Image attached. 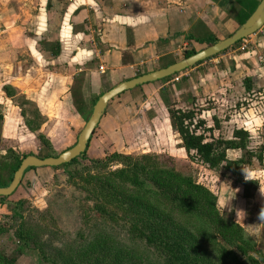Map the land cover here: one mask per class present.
<instances>
[{"label":"crops","instance_id":"obj_1","mask_svg":"<svg viewBox=\"0 0 264 264\" xmlns=\"http://www.w3.org/2000/svg\"><path fill=\"white\" fill-rule=\"evenodd\" d=\"M234 8L231 0H0L2 119L14 115L9 102L21 95L43 119L34 131L24 125L22 137L61 133L76 139L94 96L177 61L185 45L204 44L194 39L225 38L238 26ZM251 43L227 58L263 82L264 62L257 58L264 56V33ZM186 70L177 80L146 82L110 99L87 148L129 153L136 143L150 147L172 134L165 106L188 86Z\"/></svg>","mask_w":264,"mask_h":264},{"label":"trees","instance_id":"obj_2","mask_svg":"<svg viewBox=\"0 0 264 264\" xmlns=\"http://www.w3.org/2000/svg\"><path fill=\"white\" fill-rule=\"evenodd\" d=\"M231 1L235 5L232 17L238 25L258 2ZM194 40L209 45L216 38ZM194 52V49L186 50L184 57ZM252 82V76L242 79L245 91L252 88ZM5 92L14 94L8 86ZM96 98L93 97L92 103ZM73 103L77 112L82 113L79 103ZM166 115L172 132L180 139L179 146L190 158L210 170L229 172L241 188L240 197L252 196L251 189L257 186V180L242 176L252 164V153L247 147L249 134L245 129L236 128L231 137L224 138L215 133L218 126L214 117H210L212 123L197 119L192 124L193 112L169 105H166ZM24 123L31 131L37 127V122L32 124L25 117ZM35 138L43 146L36 156L43 158L60 153L42 133H37ZM229 150H237L239 155L230 158L226 153ZM28 154L32 153L7 150L0 154V186L8 184L20 160ZM256 157L261 160L260 153ZM44 167L62 170L66 181L80 191L78 209L82 223L87 227L89 222L100 226L79 232L75 242L65 249H57L54 259H46L40 246L42 227L35 221L23 220L24 200L10 202L0 195V208L15 221L12 231L11 225L0 222V235L11 239L14 245L9 254L0 251V264H14L28 247L41 252L43 260H50L51 264H246L244 257L256 264L250 256L251 252L258 253L255 241L232 216L224 215L217 207V196L204 179L195 180L189 173L175 169L168 157L154 152L110 151L103 157L89 158L84 151L69 162ZM33 168L37 167L25 171ZM201 176L206 177L203 172ZM112 225L124 228L123 238L117 236Z\"/></svg>","mask_w":264,"mask_h":264},{"label":"rangeland","instance_id":"obj_3","mask_svg":"<svg viewBox=\"0 0 264 264\" xmlns=\"http://www.w3.org/2000/svg\"><path fill=\"white\" fill-rule=\"evenodd\" d=\"M262 32L264 33V30L260 28L255 34L245 37L244 49L247 47L249 49L251 42L260 37ZM240 43L237 41L215 57L202 60L192 68L185 69L188 71L186 77H188L189 84L180 89L177 94H173V99L167 105L193 112L192 124L196 123L197 119L210 121V117H214L218 126L215 133H220L224 138L231 137L232 131L236 128L245 129L248 132L247 147L252 153L250 158L252 164L244 171L249 174V178L257 180V186L251 189L252 196L249 199L240 197L241 188L238 186L239 184L235 183V176L223 170H210L196 159L190 158L179 146L180 139L174 132L172 134L169 132L167 136H159L150 147L139 145V143L133 144L138 146L137 149H129L131 151L126 154L144 152L161 154L171 160L175 169L186 174L189 173L195 180L204 179L206 186L217 196V207L225 213L224 215L232 216L233 220L241 225L247 235L255 241L258 253L251 252L250 256L255 259L256 264H264V222L258 218L261 208H264V81L261 82L255 72L250 71L245 74L238 71L235 62L227 58V53L238 54L244 50L240 49ZM205 45V43L196 44L195 47L193 43L185 45L183 49L179 50V59L183 58L184 51L189 49L196 51ZM229 61L234 64L228 70L224 69V63H229ZM190 68L191 70H189ZM181 72L184 71L179 73ZM179 73L172 75L171 78L179 79ZM245 76L253 77L252 88L249 91H245L242 86V79ZM11 100L13 101L9 102L12 106L10 110L14 115H10L5 121L2 119V107H0V154H4L7 150L38 154L43 147L42 144L35 136L22 137L21 133L25 127L24 116L25 119H28L27 114H29V121L32 124L37 122L38 128L43 119L35 116L33 106L24 101L21 95H14ZM13 116L14 120H12ZM47 138L56 152L67 149L75 142L72 137L63 136L61 133ZM110 151L105 149L97 154L91 144L86 148L85 155L89 158L103 157ZM226 153L230 158L239 155L237 150H229ZM258 153L261 156L260 161L256 157ZM244 171L242 176L245 178ZM201 172L206 177H202ZM80 197V191L66 181L62 170L37 167L23 173L19 185L10 195L6 196V199L10 202L18 199L24 200L22 205L23 220L35 221L42 227L40 246L44 253L43 257L54 259L57 249H65L75 242V237L79 232H87L100 226L97 223L89 222L90 226L87 227L82 223L80 209H78L81 205ZM227 202L229 204L224 207ZM238 211L240 213H237ZM0 222L8 223L11 227L15 225V221H12L1 208ZM106 225L105 227L108 228ZM111 227L118 237L123 238L125 232L122 226L112 225ZM12 230L13 227L10 231ZM13 248L11 239L0 235V251L9 254ZM244 261L246 264H251L245 257ZM14 264H51V262L43 260L41 252L28 247L17 256Z\"/></svg>","mask_w":264,"mask_h":264},{"label":"water","instance_id":"obj_4","mask_svg":"<svg viewBox=\"0 0 264 264\" xmlns=\"http://www.w3.org/2000/svg\"><path fill=\"white\" fill-rule=\"evenodd\" d=\"M264 24V0H259L253 11L247 18L237 26V28L223 39L215 40L213 43L195 51L186 57H183L165 67L142 73L130 79L123 80L113 85L111 88L98 95L91 107V111L86 118L82 128L78 132L75 142L67 149L61 151L56 156H47L40 158L35 154H28L23 157L7 185L0 186V195H10L19 185L24 171L29 167L58 166L62 163L71 161L73 158L81 155L89 142L99 117L102 115L107 102L123 91L129 90L134 86L146 82L155 81L174 73L180 72L195 63L211 57L233 45L237 41L255 33Z\"/></svg>","mask_w":264,"mask_h":264},{"label":"clouds","instance_id":"obj_5","mask_svg":"<svg viewBox=\"0 0 264 264\" xmlns=\"http://www.w3.org/2000/svg\"><path fill=\"white\" fill-rule=\"evenodd\" d=\"M244 172H245V171H244ZM245 173H246V172H245ZM245 179H246V180H249V174H248V173H246ZM231 200H232V199H231ZM231 200H230V201H231ZM230 201H229V202H230ZM229 202L225 203L224 207H225L226 205H228ZM224 207H223V209H224ZM237 213H240V211H238ZM237 216H238V215H237ZM258 218H259V220H260L261 222H264V208H261V210H260V212H259V216H258Z\"/></svg>","mask_w":264,"mask_h":264},{"label":"built area","instance_id":"obj_6","mask_svg":"<svg viewBox=\"0 0 264 264\" xmlns=\"http://www.w3.org/2000/svg\"><path fill=\"white\" fill-rule=\"evenodd\" d=\"M241 43H240V49H244L245 48V43H244V41H245V38H243V39H241V40H239ZM258 61L259 62H264V56H262V55H258ZM204 60H206V59H204ZM203 60V61H204ZM98 69H99V71H102V68L101 67H98Z\"/></svg>","mask_w":264,"mask_h":264}]
</instances>
